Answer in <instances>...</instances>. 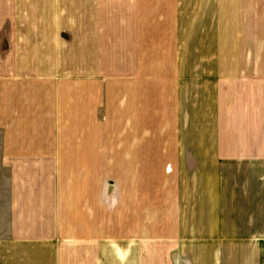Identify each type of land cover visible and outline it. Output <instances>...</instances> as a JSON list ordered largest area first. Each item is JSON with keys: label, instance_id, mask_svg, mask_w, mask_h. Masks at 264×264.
<instances>
[{"label": "crops", "instance_id": "0c3cea01", "mask_svg": "<svg viewBox=\"0 0 264 264\" xmlns=\"http://www.w3.org/2000/svg\"><path fill=\"white\" fill-rule=\"evenodd\" d=\"M258 163L264 0H0V264L258 249Z\"/></svg>", "mask_w": 264, "mask_h": 264}, {"label": "rangeland", "instance_id": "374dc122", "mask_svg": "<svg viewBox=\"0 0 264 264\" xmlns=\"http://www.w3.org/2000/svg\"><path fill=\"white\" fill-rule=\"evenodd\" d=\"M162 166V165H161ZM165 171H174V168L171 167L169 164L164 165ZM190 168H197L199 167L198 164L194 165H186ZM256 171H264V164L258 163L255 165ZM172 171V172H173ZM264 176L261 180H257V192H262L264 190ZM256 215H257V221L255 222V228L252 229L255 232V238L256 241H259L260 247L258 249H254L252 244L248 243H239V244H213L210 243L212 238L208 237H188L189 240H186L185 244H182L180 250L181 251H192V252H200L202 253V260L198 261H192L194 264H207L213 263L216 264L217 262L221 263V260L223 257H220L218 260V256L221 255V253H224V259L227 256H230V258H234L233 260H227L226 263H234V264H264V215L262 210H264V196L263 195H257L256 197ZM248 207L243 208V212L247 210ZM247 214V212H245ZM192 230V231H191ZM191 230L186 229V231L191 232V234H195L196 231H199L197 228H192ZM225 231V229H223ZM236 233L240 234L242 236H250L251 232L248 233V229L246 228H234L233 229ZM173 235H163L159 237L160 240H154V241H160V243H164L168 238H171ZM232 248V249H231ZM255 251V253H254ZM259 251L260 253H257ZM208 255V258H210L212 255L214 256V260H208L204 261V257ZM190 256L189 254L187 255ZM222 258V259H221ZM260 258V260H259Z\"/></svg>", "mask_w": 264, "mask_h": 264}]
</instances>
